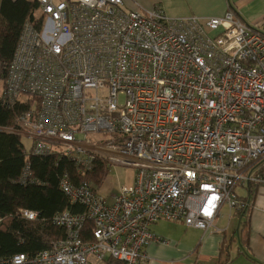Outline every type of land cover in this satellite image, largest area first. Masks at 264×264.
Here are the masks:
<instances>
[{
	"label": "built area",
	"instance_id": "obj_1",
	"mask_svg": "<svg viewBox=\"0 0 264 264\" xmlns=\"http://www.w3.org/2000/svg\"><path fill=\"white\" fill-rule=\"evenodd\" d=\"M36 2L41 21L23 25L1 94L29 105L17 118L26 154L136 173L109 197L63 177L84 212L53 216L66 236L50 249L0 264H147L157 222L207 231L222 207L249 209L237 191L264 185V30L230 11L172 19L123 0Z\"/></svg>",
	"mask_w": 264,
	"mask_h": 264
},
{
	"label": "trees",
	"instance_id": "obj_2",
	"mask_svg": "<svg viewBox=\"0 0 264 264\" xmlns=\"http://www.w3.org/2000/svg\"><path fill=\"white\" fill-rule=\"evenodd\" d=\"M40 21L36 0H0L1 81L5 79L23 25L38 27ZM28 107V104L8 106L0 95V258L16 254L30 258L64 239L65 230L52 224L53 216L64 211L82 214L84 208L69 202L60 189L61 179L67 177L74 186L85 184L99 191L110 170L98 157L92 160L89 170L82 171L63 154L27 155L17 133V118ZM260 173L264 176V166ZM23 210L35 212L36 220L23 218ZM249 231V223L244 220L237 236L243 246L248 245ZM91 232L92 224L86 223L82 232L85 241L91 239ZM224 252L228 255L227 248Z\"/></svg>",
	"mask_w": 264,
	"mask_h": 264
},
{
	"label": "crops",
	"instance_id": "obj_3",
	"mask_svg": "<svg viewBox=\"0 0 264 264\" xmlns=\"http://www.w3.org/2000/svg\"><path fill=\"white\" fill-rule=\"evenodd\" d=\"M123 4L127 11L143 13L160 8L172 19L220 18L230 11L244 24L264 30V0H123ZM237 193L250 203L249 209L239 216L222 207L214 229L187 228L180 222L154 224L151 230L155 241L144 250L147 264H264V185L255 186L249 192L238 189ZM244 220L250 228L247 246L237 240ZM230 240L233 242L229 243ZM226 248L228 255L224 252ZM96 264L114 262L106 260Z\"/></svg>",
	"mask_w": 264,
	"mask_h": 264
},
{
	"label": "rangeland",
	"instance_id": "obj_4",
	"mask_svg": "<svg viewBox=\"0 0 264 264\" xmlns=\"http://www.w3.org/2000/svg\"><path fill=\"white\" fill-rule=\"evenodd\" d=\"M4 80L5 79H3V81L0 80V87L2 85V90ZM2 90L0 92V95L2 94ZM20 140L24 146L25 151H27L30 148V142L23 137H21ZM135 173V169L133 168H125L118 165H112L105 182L99 189V194L103 197H109L110 195L116 193L121 187L130 185L133 181Z\"/></svg>",
	"mask_w": 264,
	"mask_h": 264
}]
</instances>
